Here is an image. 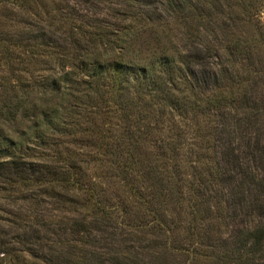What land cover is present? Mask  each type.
<instances>
[{
  "label": "trees",
  "instance_id": "16d2710c",
  "mask_svg": "<svg viewBox=\"0 0 264 264\" xmlns=\"http://www.w3.org/2000/svg\"><path fill=\"white\" fill-rule=\"evenodd\" d=\"M263 13L0 0V264H264Z\"/></svg>",
  "mask_w": 264,
  "mask_h": 264
},
{
  "label": "rangeland",
  "instance_id": "374dc122",
  "mask_svg": "<svg viewBox=\"0 0 264 264\" xmlns=\"http://www.w3.org/2000/svg\"><path fill=\"white\" fill-rule=\"evenodd\" d=\"M263 21H264V13H263ZM34 247H35V249H34V251H33V253H34V255L36 256V255H39V254H41V251H39V245H34ZM44 254H49V251H44ZM28 257H29V255H27ZM33 260H35V261H37V259H34L33 258ZM38 262V261H37ZM34 264H38V263H34Z\"/></svg>",
  "mask_w": 264,
  "mask_h": 264
}]
</instances>
